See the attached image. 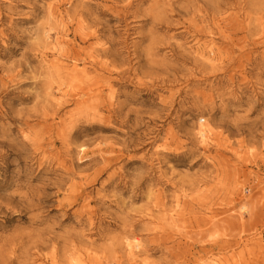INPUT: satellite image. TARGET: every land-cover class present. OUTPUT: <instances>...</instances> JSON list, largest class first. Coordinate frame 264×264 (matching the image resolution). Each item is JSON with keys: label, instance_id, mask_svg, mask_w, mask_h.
Listing matches in <instances>:
<instances>
[{"label": "rangeland", "instance_id": "rangeland-1", "mask_svg": "<svg viewBox=\"0 0 264 264\" xmlns=\"http://www.w3.org/2000/svg\"><path fill=\"white\" fill-rule=\"evenodd\" d=\"M0 264H264V0H0Z\"/></svg>", "mask_w": 264, "mask_h": 264}, {"label": "bare ground", "instance_id": "bare-ground-1", "mask_svg": "<svg viewBox=\"0 0 264 264\" xmlns=\"http://www.w3.org/2000/svg\"><path fill=\"white\" fill-rule=\"evenodd\" d=\"M80 29L79 30L81 31L82 34H86L84 32V26L83 25L80 26ZM55 40H56V42H59L58 41L59 38H56ZM54 48H56V45L54 46ZM77 67H78V64L75 62L73 64L71 71L68 72V75L70 78L73 79L78 74L79 71H78ZM201 120H205V119L201 118ZM211 133H212L211 125H210V123H207V124L200 125L199 129L196 132V135L199 138L200 142L208 144V141L210 140V137H211L210 136ZM246 207H247V205L243 204L241 208L247 209ZM176 213H177V210L175 209L174 212L171 213L169 216V218L172 219L174 222H175V214ZM125 246H126V249L129 253V255H136L137 252L139 253L141 251V249L143 248V244H142L140 239L130 240L129 238H127L125 241Z\"/></svg>", "mask_w": 264, "mask_h": 264}]
</instances>
